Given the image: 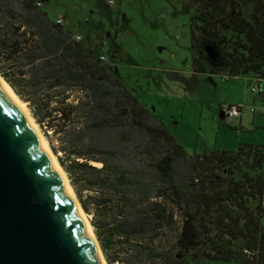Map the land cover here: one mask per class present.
Instances as JSON below:
<instances>
[{"label":"trees","instance_id":"1","mask_svg":"<svg viewBox=\"0 0 264 264\" xmlns=\"http://www.w3.org/2000/svg\"><path fill=\"white\" fill-rule=\"evenodd\" d=\"M187 1L193 71L263 82L264 0ZM41 5L0 0V76L47 130L106 263L193 264L197 251L264 264V147L189 154L116 74L114 37L109 50L74 36Z\"/></svg>","mask_w":264,"mask_h":264},{"label":"rangeland","instance_id":"2","mask_svg":"<svg viewBox=\"0 0 264 264\" xmlns=\"http://www.w3.org/2000/svg\"><path fill=\"white\" fill-rule=\"evenodd\" d=\"M39 1L74 36L86 41L106 36L109 50L114 37L123 57L116 58V74L189 154L234 152L240 144L264 147V94L252 92L254 76L211 75L208 65L205 73L193 71L190 16L197 11L187 12V0ZM230 106L239 107L240 121L220 116ZM250 165L245 162L253 173ZM85 216L90 224L91 216ZM184 256L193 264H236L206 260L197 251Z\"/></svg>","mask_w":264,"mask_h":264},{"label":"water","instance_id":"3","mask_svg":"<svg viewBox=\"0 0 264 264\" xmlns=\"http://www.w3.org/2000/svg\"><path fill=\"white\" fill-rule=\"evenodd\" d=\"M96 243L35 134L0 89V264H102Z\"/></svg>","mask_w":264,"mask_h":264},{"label":"bare ground","instance_id":"4","mask_svg":"<svg viewBox=\"0 0 264 264\" xmlns=\"http://www.w3.org/2000/svg\"><path fill=\"white\" fill-rule=\"evenodd\" d=\"M0 89L3 91V93L8 97V99L14 104V106L17 108L22 120L29 126V128L33 131V133L36 136V139L40 145L41 150L47 157L48 161L50 162V165L52 169L55 171L57 176L59 177L66 193L72 198L76 210L81 218L82 223L84 224V227L87 231V233L90 235L92 240L95 241V236L92 230V226L89 224L83 210L80 207V204L76 200V196L74 195V192L72 191L69 182L65 176L64 171L62 170L61 166L59 165L56 156L53 154L52 150L50 149V146L45 138V136L40 131L38 125L34 121V118H32L29 110L26 107V104L21 101L16 94L13 92V90L10 88V86L1 78L0 76ZM97 245V243H96ZM98 247V246H97ZM98 258L102 264H106L100 250L98 247Z\"/></svg>","mask_w":264,"mask_h":264},{"label":"built area","instance_id":"5","mask_svg":"<svg viewBox=\"0 0 264 264\" xmlns=\"http://www.w3.org/2000/svg\"><path fill=\"white\" fill-rule=\"evenodd\" d=\"M60 22V21H59ZM77 39H80V37H77ZM261 80H256L255 84L252 87V92L260 93L262 92V85L260 84ZM264 83V81H263ZM240 109L238 106H230L225 112L224 117L226 120L230 121L233 120V118H238L240 116ZM264 220V217H263ZM244 253L248 256H251V252L244 250Z\"/></svg>","mask_w":264,"mask_h":264},{"label":"crops","instance_id":"6","mask_svg":"<svg viewBox=\"0 0 264 264\" xmlns=\"http://www.w3.org/2000/svg\"><path fill=\"white\" fill-rule=\"evenodd\" d=\"M61 24H62V23H61ZM253 78H254V82H256L257 79H256L255 77H253ZM254 84H255V83H254ZM262 93L264 94V90H263V88H262ZM227 109H228V108H227ZM240 117H241V116H239V117L237 118L238 121H240ZM234 120H235V119H234Z\"/></svg>","mask_w":264,"mask_h":264}]
</instances>
